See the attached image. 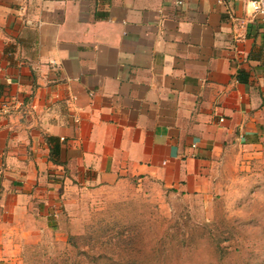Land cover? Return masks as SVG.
Wrapping results in <instances>:
<instances>
[{"label": "crops", "instance_id": "obj_1", "mask_svg": "<svg viewBox=\"0 0 264 264\" xmlns=\"http://www.w3.org/2000/svg\"><path fill=\"white\" fill-rule=\"evenodd\" d=\"M0 105V264H20L30 212L52 226L85 190L223 194L264 153V26L248 0H0Z\"/></svg>", "mask_w": 264, "mask_h": 264}, {"label": "rangeland", "instance_id": "obj_2", "mask_svg": "<svg viewBox=\"0 0 264 264\" xmlns=\"http://www.w3.org/2000/svg\"><path fill=\"white\" fill-rule=\"evenodd\" d=\"M233 174L210 199L127 179L80 192L52 226L30 212L20 264H264V153Z\"/></svg>", "mask_w": 264, "mask_h": 264}, {"label": "built area", "instance_id": "obj_3", "mask_svg": "<svg viewBox=\"0 0 264 264\" xmlns=\"http://www.w3.org/2000/svg\"><path fill=\"white\" fill-rule=\"evenodd\" d=\"M248 4H249L252 15L260 18L264 26V0H248ZM2 108H3V105H0V110Z\"/></svg>", "mask_w": 264, "mask_h": 264}, {"label": "trees", "instance_id": "obj_4", "mask_svg": "<svg viewBox=\"0 0 264 264\" xmlns=\"http://www.w3.org/2000/svg\"><path fill=\"white\" fill-rule=\"evenodd\" d=\"M46 140L48 142L54 141V144H51L49 148V157L53 162L57 163L56 156H58L60 149L57 138L52 136H46Z\"/></svg>", "mask_w": 264, "mask_h": 264}]
</instances>
